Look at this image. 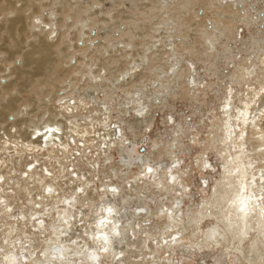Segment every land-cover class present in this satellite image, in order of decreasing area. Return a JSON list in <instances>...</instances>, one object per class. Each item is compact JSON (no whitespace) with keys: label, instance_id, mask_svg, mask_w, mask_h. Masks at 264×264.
I'll return each instance as SVG.
<instances>
[{"label":"bare ground","instance_id":"1","mask_svg":"<svg viewBox=\"0 0 264 264\" xmlns=\"http://www.w3.org/2000/svg\"><path fill=\"white\" fill-rule=\"evenodd\" d=\"M14 1L0 7L1 13L14 12ZM199 4V0H151L146 18L152 31L142 43L151 51L139 54L141 59L134 58L131 50L138 45L132 40L134 33L128 38L121 35L117 41H113L115 34H109L106 43H98L95 48L102 55L116 51L127 59L125 68L114 75L108 67L93 69V63L86 60L93 54L89 45L98 36L91 30L100 29L107 19L102 21L87 10L85 15L72 14L66 33L80 24L73 37L77 42L68 45L67 61L74 76L56 95L46 97V103L54 108L52 116L45 110L37 120L23 122L16 106L19 99L0 102V264H179L193 248L211 249L214 255L219 249L222 254L216 260L227 264H264V47L250 45L260 62L258 70L248 55L243 60L234 54L226 57L238 62L226 76L218 97V114L209 121L204 147L195 156L204 173L200 177L204 194L196 205L180 200L191 191L176 146L170 142L162 148L149 133V105L163 99L168 85L164 78L176 82L180 70H187L184 81L189 92L203 85L204 81L193 77L194 62L180 67L176 54L199 52L209 59L218 37L232 32L240 21L258 23L264 30V14L245 0H205L202 12ZM64 5L73 8L70 0ZM23 7L31 9V5ZM33 10L30 27H40L53 42L62 34L63 22L54 16L57 9L47 11L46 19ZM13 20L21 22L20 16ZM193 24L197 26L192 29ZM190 29L200 35L199 41L189 39ZM127 33L131 35L122 30ZM234 33L239 34L238 30ZM80 38L83 41L78 43ZM51 41L39 42L26 54V65L35 63L36 73L54 64L50 52L60 37ZM260 41L257 38L253 43ZM83 42L85 45H80ZM171 54L175 58L170 62ZM155 60L167 64H150ZM247 62L249 65H244ZM2 70L0 93H10L15 85L6 83L11 69ZM147 78L153 90L146 95L150 97L148 105L140 97L142 88L149 85ZM128 85L133 90L127 89ZM112 87L115 93L121 90L125 94L118 104L110 93ZM86 88L92 89L88 96ZM96 91L102 95H95ZM111 102L124 109L114 111L117 108ZM127 109L134 113L131 137L116 123ZM21 111L27 113V108ZM178 127L192 129L190 124ZM140 138L147 145L143 152L138 146ZM209 151L218 161L211 160ZM163 152L170 157L165 165L157 158ZM132 196H136L135 202Z\"/></svg>","mask_w":264,"mask_h":264},{"label":"rangeland","instance_id":"2","mask_svg":"<svg viewBox=\"0 0 264 264\" xmlns=\"http://www.w3.org/2000/svg\"><path fill=\"white\" fill-rule=\"evenodd\" d=\"M52 1L15 0L14 2L16 4H14V7L16 9L14 12L10 13L7 11L9 14L7 12L1 13L3 11L1 8L9 3V0H3V2L2 0L0 1V28L2 27L3 29H0V67H3L2 69H5L6 67L7 69H11L12 74H10L6 83L15 82V85L12 89L13 93L11 91L10 93H7L5 91H2V93H0V102L3 103L13 97L16 98V100L19 99L16 103V106L18 111L21 112L20 119H22L23 122L26 119L33 121L37 120L39 117H41L42 113L45 110L49 111V114H47V116H52L51 111L54 108L46 103V97L56 95L57 90L65 85L66 81H70L71 77L74 76L71 69V62L67 61V55L71 51V48L68 45L73 43L75 45V41L77 42V40H74L73 37L75 36V32L77 31L80 24L74 25V27L71 26L69 32L66 33L67 24L71 23L72 21V14L85 15V10H87V14L90 12V15L92 16L97 15L98 18L102 21L104 19H107L106 23H100V29H98L97 27H93V29L91 30L92 34L93 30H96V33H98V36H96V38L94 39L93 44L89 45V50L93 48V54L86 57V60L93 63V69H96V67H108L111 71V74L114 75L118 73L119 69L125 68V66L127 65V59L121 57L120 53L115 54L116 51H110V54L106 53L105 55H102L101 53H99V51L96 50L95 46L98 43H106V38L109 36V34H115L117 38H114L113 41H117V39L120 38L121 35L128 38L132 37V33H134L136 36H133L132 40L138 43V45L131 47L132 52L135 53V55H133L134 58H140L141 56L139 54L142 55L144 52L146 54H149L151 51L150 50L148 52V50H146L142 44L144 41L143 37H145V40H148L149 36L147 34L148 32L151 33L152 31V23L149 22L146 18V14L151 13V0H70L73 3L72 9H69L66 5H64L66 0H62L59 2H57L58 0ZM199 1L200 6L197 5V7L201 8L200 12H202V9L205 7V0ZM245 1L248 3L250 8L255 7L259 11H261V15L264 14V0ZM50 2L52 3L50 4ZM26 4L29 6L31 5V9L30 7H27L25 9V7L23 6H26ZM93 4L94 6L92 7ZM21 6L23 7V9ZM41 6L43 8H41ZM169 6L171 7L170 3ZM20 7L22 10L20 9ZM52 8L57 9V12L54 14V16L56 17L55 19L58 21L62 20L61 22H63L60 27V32H62V34L60 35V32L58 33V35H60V41L56 43L55 47L51 48L50 52V57L54 61L53 65H55V67L52 68V65L48 67V69H45L43 73H36L33 69L35 63L26 65L29 64L25 59L26 54L32 52L34 50V46L39 42L42 41L48 43V41L50 42L51 40L48 39L47 32L41 30L40 27H30V15L32 14L31 12L34 11L33 9H36L35 12L40 13L39 15L42 19H46L47 11L51 10ZM98 10L99 12H97L96 14L95 11ZM101 10L102 12H100ZM169 14H172V11ZM208 15L210 14L208 13ZM15 16H20L21 22L19 21L15 23L13 20L16 18ZM112 16H114L113 19L111 18ZM135 19H138L139 21H135ZM202 19L207 20V18L203 17ZM12 22L13 24L15 23L14 27L12 26ZM10 26H12L13 28H10ZM196 26V24H193V26L191 25V28L193 29ZM36 29L40 31H35ZM192 29H190L189 32V39L198 40L200 35L193 34V32H196V30ZM122 30H128L131 35L129 33H127L126 35L122 34ZM237 30L239 34L235 35L234 32H236ZM34 32L37 33L34 34ZM181 36L182 35H180L179 37ZM59 37H57L56 39L54 38L55 40L53 42L51 41V43L56 42ZM257 38L261 39L259 44L253 43V40ZM263 39L264 30H262V28H259L258 23L250 22L248 23V25H246L244 22L240 21L234 24V26L232 27V32L226 31L222 34V36L218 37V40H216L215 43L216 50L210 55L209 59H205L199 52L189 53L187 51H184V54H182L183 52L181 54H176V57L179 58V66L186 65L187 62H194L196 71L194 72L193 77L204 81L202 82L203 85L199 90L189 92L190 87L187 86V83L184 81V76H186L188 71L180 70L181 77L176 82L164 78L163 82L167 83L168 85L167 90L164 92L163 99H160L159 97L157 100H155V103L159 102L158 104L154 106L149 105V115L152 119L151 131H149L150 135L158 140L157 144L162 148L168 147L170 145V142L173 146H178L177 148H174L175 154L180 157L182 164L187 170V176H184V181L189 185L188 190L191 191L188 196L184 197V200H180H182L184 203L186 202L188 205H190V203L193 206L196 205V202L197 200H199L200 195L204 194L203 187L201 185L202 179L200 180V177L204 173L203 170L199 166H197L195 156L204 147L205 141L207 139V125L211 122L212 118L214 120V117L218 114V107L220 103L218 97L222 95L224 83L227 79L226 76H228L232 72V69L235 68L238 62L237 60L233 61L232 58L227 59L226 57L229 55L233 56V54L237 55V57L241 60L245 59L248 56L252 57L253 62L257 63L255 64V67L256 70H258L260 68V62L258 61L257 57L254 56V52H251L253 48L251 50L250 45L253 44L256 49L262 48L264 47ZM80 41H83L82 38L78 39V43ZM83 43H80V45H85V43ZM227 45H230V47L224 50ZM37 56L38 54L35 55V57ZM111 56L117 57L118 60H114L112 62L110 58ZM170 57L171 58H169V61L171 62L172 59L174 60L175 56L171 54ZM151 58H157V55L151 56ZM153 63H157V65H160L159 67H163L164 64V66H166L167 64L166 60L150 61V64ZM148 64L149 61L146 60L144 65L147 66ZM244 65L249 64L247 62L244 63ZM2 69L0 70V75L5 72ZM21 71H24L25 73L22 75ZM161 72H163V70L160 71V74ZM85 76L89 77L87 75ZM88 79L91 78L89 77ZM146 82L149 85L147 88H142L143 93L140 92V97L142 98L144 103L148 105L150 97H146V95L150 96L153 90H151V88L149 87V78H147ZM234 83H236L234 84V86L239 88V83ZM79 84H83V81ZM104 86L107 87L108 85L105 83ZM127 89L133 90L129 85L127 86ZM85 90L84 92L87 96L92 92V89L89 88H86ZM110 90V93L114 94L113 100H116V104L120 102L121 98H125V94L121 90H118L116 93L114 92L115 89L113 87ZM98 92L99 91H96L94 94L102 95V93ZM111 105L112 107L117 108L114 111L118 113L120 109H124L123 106H115L113 102H111ZM24 106L27 108V113L21 111ZM119 115V121H116V123L121 125L122 129L126 131V134L131 137L133 134L129 128L132 119H134V113L131 109H127L126 113L123 112ZM172 119L175 120V122H172ZM178 124H182L184 126L190 124L192 125V129L186 130V127H184L180 130ZM176 128L178 130L177 133L175 132ZM25 129V127H22L20 132L24 133ZM148 135L149 134L147 133L144 136ZM173 135L175 137H173ZM144 136L142 137L143 139ZM193 137H196L195 140H193ZM142 138H140L141 141L139 140L140 143L138 144V146H142L143 144L146 145V143L142 142ZM173 138L175 139L172 141ZM174 141L176 142L173 143ZM213 154L214 152L209 151V157L211 158V160L218 161L216 155ZM157 158L162 165H165V163H169L170 161V157L166 152L158 155ZM135 197L136 196H134L133 199L132 196V201L134 200L133 202L137 200V198ZM151 205L154 206L153 202H151ZM203 249H191L189 256L183 257L179 264H186L187 262H190L189 264H227V261L225 260H216V257L221 256L222 254L219 249L215 255L214 251H212L211 249ZM222 257L223 259H225L226 256L222 255Z\"/></svg>","mask_w":264,"mask_h":264},{"label":"water","instance_id":"3","mask_svg":"<svg viewBox=\"0 0 264 264\" xmlns=\"http://www.w3.org/2000/svg\"><path fill=\"white\" fill-rule=\"evenodd\" d=\"M144 140H147V136H144ZM140 149H141V151H144L146 149V145L143 144L142 146H140Z\"/></svg>","mask_w":264,"mask_h":264},{"label":"snow or ice","instance_id":"4","mask_svg":"<svg viewBox=\"0 0 264 264\" xmlns=\"http://www.w3.org/2000/svg\"><path fill=\"white\" fill-rule=\"evenodd\" d=\"M152 171V169L151 168H148V172H151Z\"/></svg>","mask_w":264,"mask_h":264}]
</instances>
